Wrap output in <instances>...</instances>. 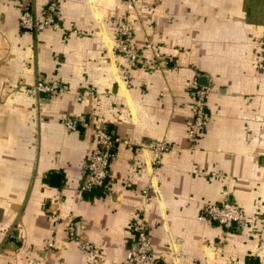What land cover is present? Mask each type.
Listing matches in <instances>:
<instances>
[{
  "label": "crops",
  "instance_id": "1",
  "mask_svg": "<svg viewBox=\"0 0 264 264\" xmlns=\"http://www.w3.org/2000/svg\"><path fill=\"white\" fill-rule=\"evenodd\" d=\"M52 1L58 28L20 26ZM263 38L264 0H0V264H125L138 228L158 264H264ZM195 82L211 120L192 143ZM101 127L121 142L82 193ZM227 197L243 226L201 219Z\"/></svg>",
  "mask_w": 264,
  "mask_h": 264
},
{
  "label": "built area",
  "instance_id": "2",
  "mask_svg": "<svg viewBox=\"0 0 264 264\" xmlns=\"http://www.w3.org/2000/svg\"><path fill=\"white\" fill-rule=\"evenodd\" d=\"M125 2L128 10H136L138 0H125ZM19 21L20 26L26 31L42 32L47 29L58 28V3L52 1L48 5L43 21H37L30 11L23 12ZM261 46L264 49V38L261 40ZM116 51L134 65L139 61V48L135 42L132 28L127 22L120 24L118 28V47ZM32 91L36 95L41 93L52 95L60 91V86L57 83L39 82L34 86ZM208 93V88L200 86L198 82H195L190 88L194 109L193 122L189 130V138L192 143L197 141L199 132L211 120L207 107ZM65 125L71 131L78 128V122L74 119H67ZM96 139L97 149L88 160L84 180L80 185L79 190L82 193L91 192L97 188H104L107 185L111 173V162L116 157V150L121 142L116 135L104 127L96 130ZM167 150L168 148L165 144L159 146L157 153L158 161L162 152ZM201 219L218 223L226 228H232L235 224L243 226L246 222V215L239 209L236 201L227 197L220 203L206 208ZM70 235L74 238L73 226L70 227ZM84 248L90 249V246L85 244ZM125 264H158V260L153 255L151 238L144 228L137 229L135 240L128 252Z\"/></svg>",
  "mask_w": 264,
  "mask_h": 264
}]
</instances>
